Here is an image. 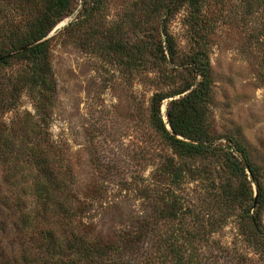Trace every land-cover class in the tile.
Returning <instances> with one entry per match:
<instances>
[{"label": "rangeland", "instance_id": "rangeland-1", "mask_svg": "<svg viewBox=\"0 0 264 264\" xmlns=\"http://www.w3.org/2000/svg\"><path fill=\"white\" fill-rule=\"evenodd\" d=\"M142 1L104 0L100 17L88 14L90 21L72 27L90 2L73 0L71 16L49 36L56 96L47 127L49 141L43 148L57 156L62 173L70 176L77 214L73 229L107 245L120 243L130 227L149 222H157L154 236L167 234L168 227L156 219L163 199L174 194L194 212L196 222L207 226L197 244L201 264H245V259L247 264H263L242 238L235 216L226 213L227 220L219 223L224 214L211 201V192L228 181L224 165L212 157L187 161L177 157L143 121L142 110L152 96L170 87L163 83V74L175 75L179 86L184 71L178 69L183 74L177 75L178 67L167 64L148 74L131 73L98 45L104 39L99 33L107 34L113 27L115 34L124 35L119 27ZM25 6L17 0H0V28L6 25V13L20 21ZM202 19L213 80L211 135L224 146L230 139L241 143L264 174V0H204ZM127 31V38L118 39L136 43L134 26ZM169 32L181 55L195 49L187 6L172 17ZM169 101L162 108L165 118ZM28 114L34 116L35 109L25 95L16 110L0 116L2 128L16 130L17 145L24 141L21 133ZM10 161L0 147V264H24L29 237H36L41 228L31 232L21 228L22 215L35 203L24 191L30 190L22 178L28 170L24 156L18 161L22 177H13ZM183 166L192 172L177 186L171 171ZM154 236L144 238L138 252H123L104 264L155 263L149 261L157 251Z\"/></svg>", "mask_w": 264, "mask_h": 264}, {"label": "trees", "instance_id": "trees-1", "mask_svg": "<svg viewBox=\"0 0 264 264\" xmlns=\"http://www.w3.org/2000/svg\"><path fill=\"white\" fill-rule=\"evenodd\" d=\"M72 1L17 0L27 5L20 9L22 19L18 21L6 13V25L0 28V116L16 110L25 95L32 100L35 109L34 116L28 114L24 118L22 144H16L15 129L0 126V147L11 159L13 177H22L18 175L21 156L28 166L27 174L22 178L31 192L24 191L33 197L35 205L22 215L21 228L26 232L37 231L38 226L41 228L38 235L29 237L30 241L25 244L24 264H104L123 252H138L144 238L158 233L155 230L157 222L156 226L149 222L130 227L120 243L107 245L82 237L73 229L77 214L72 205L70 176L62 173L57 156L55 158L51 151L43 148L49 141L48 128L56 96L51 59L53 39L48 37L71 16ZM103 2H86L85 12L71 26L86 24L90 21L88 14L93 18L100 17ZM203 4L204 0H143L119 27L127 33L134 26L138 41L131 44L124 38L118 39L120 34H115L113 27L107 34L99 33L104 39L98 45L131 73L148 74L167 64L184 71L186 77L179 86H175V75L164 72L163 83L170 87L152 96L146 110H142L143 121L147 120L149 128L173 149L177 157L185 161L212 157L224 165L229 174L228 181L211 192L214 194L211 201L224 214L219 223L227 220L230 214L235 216L242 238L261 256L264 264L262 169L241 143L230 139L225 146L217 144L210 132L213 80L208 44L203 36L206 31L202 19ZM183 6L190 11L191 40L195 42V49L189 55L178 52L176 40L169 32L170 20ZM126 33L122 36L127 38ZM15 66L18 68L14 69ZM176 70L177 75L183 74ZM166 101L169 103L165 118L162 108ZM189 172H192L189 166L188 169L187 166L172 169V183L180 186ZM182 200L174 194L171 199H163L164 207L156 221L169 230L152 239L153 247L157 248L156 254L149 259L155 262L153 264H201L196 256L197 244L207 226L194 220V212L185 209L186 203ZM244 263L247 264L246 259Z\"/></svg>", "mask_w": 264, "mask_h": 264}, {"label": "water", "instance_id": "water-1", "mask_svg": "<svg viewBox=\"0 0 264 264\" xmlns=\"http://www.w3.org/2000/svg\"><path fill=\"white\" fill-rule=\"evenodd\" d=\"M58 29H59V27L54 32H56ZM48 38H50V37H48Z\"/></svg>", "mask_w": 264, "mask_h": 264}]
</instances>
